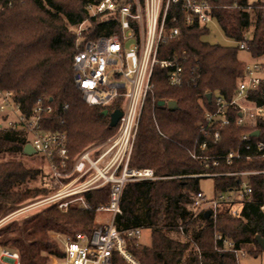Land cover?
<instances>
[{"label":"trees","instance_id":"1","mask_svg":"<svg viewBox=\"0 0 264 264\" xmlns=\"http://www.w3.org/2000/svg\"><path fill=\"white\" fill-rule=\"evenodd\" d=\"M101 1L22 0L0 11V90L13 93L27 116L40 101L57 109L44 118V126L50 131L68 134L70 165L86 146L98 144L116 132L109 129L106 108L84 103L74 81V58L83 47L77 44V28L87 22L84 41L118 32L117 15L89 16L87 7ZM209 2L213 20L226 39L233 40L237 46L210 44L204 40L209 35L208 25L195 21L189 26L181 5L170 8L168 26L178 27L180 36L160 48L159 58L180 57L185 69L184 83L180 88H172L168 84V71L155 68L151 80L153 90L132 157L133 166L152 169L162 179L126 183L120 200L122 215L117 217L121 230L144 227L151 232L150 246L134 239L126 243V249L139 264H237L234 254L219 251L222 242L217 240L218 233L253 257L264 253L257 241V238L264 240V215L260 210L262 177H250L253 193L245 199L238 216L233 215L231 206L222 204L215 221L211 216L207 219L205 213L197 214L194 209L195 197L202 191L199 179L178 178L264 170V160L257 156L231 165L224 162L208 167L192 157V154L225 155L239 146L243 134L252 132L232 123L220 130L221 139L216 141L213 130L203 134L198 125L204 123V109L215 110L214 97L221 95L231 100L245 78L246 63L238 57L239 43L249 41L246 52L253 59H264V0ZM248 10L256 17L254 22ZM251 99L264 106L260 94H251ZM165 100L174 101L176 109L158 105ZM65 105L68 109L64 112ZM116 108H108L109 113ZM256 129L260 136L254 141H264V119L258 121ZM203 143L208 145L205 151L200 149ZM26 145L21 132L6 130L0 124V220L27 202L59 189L50 174L30 169L16 160L29 158L38 163L33 155L24 154ZM178 151L184 160L176 158ZM6 157L13 160H4ZM43 164L48 166L47 162ZM213 180L215 196L231 194L241 184V179L233 176ZM110 191V186H105L84 194L91 210L72 205L64 214L53 205L31 218L11 222L0 228V248L18 253L19 264H48L50 256L64 259L63 251L51 235L91 234L104 222L98 221L99 211L108 205ZM114 263L127 264L118 253H114Z\"/></svg>","mask_w":264,"mask_h":264},{"label":"built area","instance_id":"2","mask_svg":"<svg viewBox=\"0 0 264 264\" xmlns=\"http://www.w3.org/2000/svg\"><path fill=\"white\" fill-rule=\"evenodd\" d=\"M19 0H0V11L12 7ZM173 5H181L187 25L195 21L209 25L213 18L212 5L209 0H102L99 4L89 5L90 17L118 16V32L107 36L103 34L96 39L84 41L83 27L77 29V44L82 49L74 58V81L82 95V100L90 107H117L111 110L122 112V118L114 130L100 145H93L84 150L70 165L68 153V134L46 129L44 118L52 114L51 106L38 102L32 113L27 116L15 101L11 92L0 90V119L6 129H17L26 138L27 144L35 150V154L46 160L50 175L59 189L51 197L40 202L57 205L67 214L72 205H79L84 210H91L85 201L84 194L89 191L110 186V199L100 212L111 214L91 234L61 235L64 242L62 264H115L114 253H118L127 264H139L126 249L128 240H139L144 227L121 230L117 217L122 215L120 200L124 185L128 182L156 181L154 170L131 167L133 148L142 123L144 110L148 105L149 94L153 90L151 82L156 67L168 71V84L172 88H180L184 83L185 69L180 57L159 58V50L180 36L178 27L168 26V16ZM175 22V19L172 20ZM138 30V31H137ZM127 40H134L129 50L125 48ZM249 41L239 43L241 51L248 50ZM125 58H127L125 60ZM135 60V67H130L128 59ZM264 67L260 63L246 64L245 78L238 84L231 100L221 95L214 97L215 110L204 109V123L198 128L203 134L213 130V138L221 139L220 130L235 123L238 127L251 129V133L239 138V146L225 155L203 156L192 154L193 159L201 161L206 167L219 166L221 163L231 165L234 161L251 160L253 156L264 160V141L255 142L253 134L259 120L264 119V106H259L251 99V94H260L264 98ZM171 100H165L166 103ZM125 104L124 110L121 105ZM167 107V106H165ZM65 105L62 111H66ZM233 120V121H232ZM63 121L60 122V125ZM208 148L207 143L200 146L201 151ZM233 176L241 179L238 190L231 194L208 196L198 192L194 200L197 214L209 212L216 220L222 204L231 206L232 213L238 216L245 199L252 196L253 189L249 183L252 176H260L264 180V170H247L229 174L205 173L182 178L203 179ZM39 205V204H38ZM37 206V205H36ZM238 208L237 210H235ZM260 210L264 215L263 200ZM60 236V234H59ZM55 234L54 237H59ZM222 242L220 252L232 253L238 258L248 255L239 250L232 240L216 235ZM0 262L4 258L9 264H19V255L15 251L1 248Z\"/></svg>","mask_w":264,"mask_h":264},{"label":"rangeland","instance_id":"3","mask_svg":"<svg viewBox=\"0 0 264 264\" xmlns=\"http://www.w3.org/2000/svg\"><path fill=\"white\" fill-rule=\"evenodd\" d=\"M20 1H22V0H19L18 2H20ZM248 12L251 15V21L254 22L256 17L252 13V10H248ZM83 27H85V28L87 27V22L85 23V25ZM208 29H209V35L207 37H205L204 40L209 42L210 44L221 45L223 47H234V46H237L236 43L233 40L226 39V37L223 35V33H222L221 29L219 28V26H218L216 21L213 20L208 25ZM253 29H254V26L252 25L251 30H250L251 34H252V30ZM75 32H76V37H77V30ZM134 43H135L134 40H127L126 43H125V48L127 50H129L130 47ZM238 57H239V59L241 61L245 62L246 64L260 63V64L264 65V59H261V60L253 59L250 56V54H248L246 51H240ZM126 59L127 58H125V60ZM128 61H129L130 67L133 69L135 67V60L133 58H130V59H128ZM124 107H125V104H122L121 105V109L124 110ZM109 108H113V107L111 106ZM0 124L4 125L3 122L1 121V119H0ZM112 136H110V137H112ZM105 140L106 139H104L102 142H104ZM102 142H100L98 144H90V145L86 146L83 149V151L86 150L89 147H92L93 145L98 146ZM133 153H136V143L134 144ZM176 156H177L176 158H178L180 160H184L182 153H180L179 151L177 152ZM33 157L35 158V160H37L38 163L33 162V161L31 162L29 160V158L28 159L16 158V160H21L22 162H24L25 166L30 168V169H40V170H43V172H44L43 174L49 175L50 174V169L48 168V166L43 164V163H46V160L43 159L42 157H40L37 154H34ZM10 159L11 158H9V157L4 158V160H10ZM11 160H13V159H11ZM139 165H141V164H139ZM131 167H136V166H133V161L131 162ZM199 185H200V189L206 195H208V196L213 195V193H214V180L213 179H211V178L200 179L199 180ZM52 195L53 194H49L46 197H39V198H37V199H35L33 201L27 202L23 206V208H21L20 210L16 211L13 214L7 215L5 218L0 220V228L10 224L11 222L17 221V220L21 221V220H24V219L31 218L32 216L38 214L41 210H44V209L49 208V207H53V205H49L48 203L40 204V202L44 201V199L46 200L47 198L51 197ZM237 209L238 208H236L235 210H237ZM99 215L100 216L98 218V221L107 220V222H108L110 217H111V214L107 215V214H105L103 212H100ZM54 235H51L52 239H54L57 242V244L59 245V247L62 250L63 245H64V242L61 239L62 236L61 235L59 236V234H58L59 237L57 238V237H54ZM138 241L142 245L150 246V244H151V232H150V230L149 229H144L143 232H142L141 238ZM0 252H1V248H0ZM62 261H63V259H59L57 257L50 256L49 260H48V264H62ZM1 264H9V263L6 262L4 258H2L1 259ZM237 264H264V253H260L256 257H253L250 254H248V255H246L245 258L243 256H239L238 255Z\"/></svg>","mask_w":264,"mask_h":264},{"label":"water","instance_id":"4","mask_svg":"<svg viewBox=\"0 0 264 264\" xmlns=\"http://www.w3.org/2000/svg\"><path fill=\"white\" fill-rule=\"evenodd\" d=\"M211 97L212 95L210 94L208 96V99L211 100ZM160 107H165L167 106L169 109H176V103L174 101H170L168 103H166L165 101H161L159 102L158 104ZM104 114L106 116H109V119H110V124H109V129H114L117 127L120 119L122 118V112L119 111V110H115L114 112L112 113H109L108 110H106L104 112ZM254 136L258 137L260 136V133L259 132H256L253 134ZM24 154L25 155H28V156H32L35 154V150L33 149V147L29 144H27L24 148ZM205 217L208 219L210 217V213L207 212ZM257 241L259 243V245L261 246L262 250H264V240L261 239V238H257Z\"/></svg>","mask_w":264,"mask_h":264}]
</instances>
